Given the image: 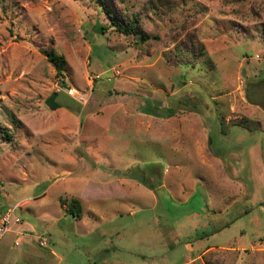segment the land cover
<instances>
[{
  "label": "rangeland",
  "instance_id": "374dc122",
  "mask_svg": "<svg viewBox=\"0 0 264 264\" xmlns=\"http://www.w3.org/2000/svg\"><path fill=\"white\" fill-rule=\"evenodd\" d=\"M148 1L106 0L118 22L135 15L156 36L137 43L96 0H0V213L14 210L0 264H264V0ZM46 48L64 57L60 74ZM200 119L216 150L235 155L227 187L170 151L175 140L198 146ZM110 135L128 169L106 166ZM251 146L262 152L254 170ZM75 157L83 166L69 170ZM110 173L155 198L134 186L113 196ZM59 197L77 198L80 215ZM208 198H225L221 219L206 212ZM222 244L261 246L201 252Z\"/></svg>",
  "mask_w": 264,
  "mask_h": 264
},
{
  "label": "crops",
  "instance_id": "0c3cea01",
  "mask_svg": "<svg viewBox=\"0 0 264 264\" xmlns=\"http://www.w3.org/2000/svg\"><path fill=\"white\" fill-rule=\"evenodd\" d=\"M193 116H195L199 119L198 116H196V115H193ZM175 117L176 116L171 115L170 117L169 116L168 117H162V119H168L169 120L170 118H175ZM202 122L203 121L200 119L199 120L200 126L199 125L198 126L201 128V130L198 131V136L200 138L198 146H195V142H197L195 139H193L192 143L187 146L188 148H186L185 146L182 145L184 141H180V143H179L175 140L176 144L170 148V151L172 154H177V153L189 154L188 160L193 159L197 162L199 160L198 163H200L204 167L203 173H204L208 183H214L215 185L223 183L224 186L227 187V185H230L231 179L225 174V171L223 169L227 168V166L229 165L228 164L229 157L232 160L235 158V155L233 153H230V152L227 155V154L221 153L219 150H216L217 147L219 146L217 144V143H219V141H217V143H215L214 145L211 143L210 135L207 132V129L205 128L204 123H202ZM190 132L193 133L192 129ZM187 134H189V132L188 131L186 132L183 130L182 136L178 135V137L174 136V138L176 137V138H182L183 139V137H186ZM220 137L221 136H219V138ZM108 141H110V142L112 141L113 145L108 146V147L104 148V150H103V151H105L104 155L106 156V160H107L106 166L109 167L110 171L120 169L121 167L124 169H128L129 163L120 162V161H117V159L115 161V157H114V155H112V154H115L117 151H118L117 153H120L119 150H121L120 149L121 147L117 146L118 141L115 140L113 135H110L108 137ZM141 141H143V140H141ZM156 142H158V141H156ZM140 150H145V151L147 150L146 149V142L145 143L140 142V147H139L138 151H140ZM249 153L251 155V169H253V170L257 169L259 166L260 160H261V153L262 152L259 149V147L254 148L253 146H251ZM160 158L163 160L162 157H160ZM74 159L76 160L75 165L72 167H69L70 168V169L68 168L69 170L75 171V170H78L79 168H82V166H83V165L79 164L76 157ZM172 163H173L174 168L179 166L178 165L179 162H177V159L175 161H173ZM157 164H158V162H155V161L150 163V165L153 166L154 172L157 170H160L159 167H157ZM94 165H96V163ZM83 168H86V167H83ZM88 168H90V169H88L89 171L90 170L93 171V170L98 169L97 167L96 168L95 167H92V168L88 167ZM253 175L256 176V180H257L258 173L253 172ZM127 176L128 175H126V174H115V173L111 174L110 173L109 180H107V182H110V183L112 182L113 184H116V187H117L116 193L113 196L122 195L123 197H125L127 192H128V188H130V186H134V187H139L141 189L142 193H144L147 198H149L151 200H153L155 198V195L152 192V190H150L149 188H146V187H142L140 182H138L132 178H129ZM79 177L80 176H78L76 178L78 179ZM111 177H113V178H111ZM90 179L95 180V178H90ZM103 183H105V182H103ZM260 183L264 184V181L261 179ZM234 184H236L235 181H234ZM218 197L220 200V195ZM92 198H96V197L92 196ZM118 198H122V197H118ZM224 203H225V198L223 199V201L219 205H217L216 200H214L212 198H211V200H209V198H208V201H207L206 207H205L206 212H208L209 215H211V214L214 215V218L221 219L222 212L225 210V207H224L225 204ZM209 215L202 214V215H199V217H203V219H206V218H210ZM221 226H226V222H223ZM216 230H214L213 232H215ZM257 239L259 240V238H257ZM249 246H248V248H246V246H241V245L227 246L226 244H222V245H220V247L209 246L207 248L208 250L205 249V250H202L201 252H206V251H209L211 249H220V250H230L231 249V250H240V251L248 249L252 252L253 250H256L257 247H259L261 245H258L257 247H255L251 244ZM195 256H197V254Z\"/></svg>",
  "mask_w": 264,
  "mask_h": 264
},
{
  "label": "trees",
  "instance_id": "16d2710c",
  "mask_svg": "<svg viewBox=\"0 0 264 264\" xmlns=\"http://www.w3.org/2000/svg\"><path fill=\"white\" fill-rule=\"evenodd\" d=\"M96 2L99 8L101 9V11L104 13V15L110 20V23L115 27V29L119 30L121 33L125 35L133 36L135 42L144 43L150 37L156 38V36H151L148 33H145L140 28L138 19L135 15H128L126 13H123L121 14V17H123L122 22L120 21L118 22L115 19L116 16L113 14V12L110 11L109 5L106 2V0H96ZM147 3L151 6H157V5L162 6V4L160 3V0H155V1L149 0ZM171 3H172L171 1L166 0L165 4L163 5H165L166 7H169V6H172ZM97 30L101 32L103 30V27L98 26ZM39 51L44 55L46 60L52 65L56 74H60L64 70L65 59L63 56H61L60 54H57L51 48L39 49ZM166 109H172V108L167 107ZM170 112H173V110ZM120 174L127 175V173H120ZM58 203H59V207L63 209L65 212L73 216H76V217L80 215V203L78 199H75L73 197H70V198L59 197Z\"/></svg>",
  "mask_w": 264,
  "mask_h": 264
},
{
  "label": "built area",
  "instance_id": "2783aa9c",
  "mask_svg": "<svg viewBox=\"0 0 264 264\" xmlns=\"http://www.w3.org/2000/svg\"><path fill=\"white\" fill-rule=\"evenodd\" d=\"M65 94L67 96H71V97L73 96L75 98V100H77L78 102H80L81 100H83L82 99L83 97L74 88H71L70 87V88L66 89L65 90ZM13 211L14 210L12 209L8 213H0V236L3 235L7 231L8 221H9L10 215H11V213ZM14 222H18V219L15 218L14 219ZM37 245H38V247L44 248V246H46V239H45V237L44 238L43 237L37 238Z\"/></svg>",
  "mask_w": 264,
  "mask_h": 264
}]
</instances>
